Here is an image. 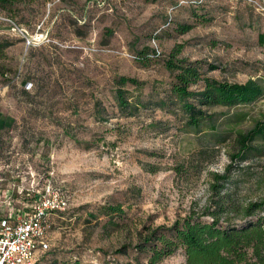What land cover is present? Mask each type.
Listing matches in <instances>:
<instances>
[{"label": "rangeland", "instance_id": "374dc122", "mask_svg": "<svg viewBox=\"0 0 264 264\" xmlns=\"http://www.w3.org/2000/svg\"><path fill=\"white\" fill-rule=\"evenodd\" d=\"M261 34L264 0H16L0 9V216L27 210L47 183L67 202L49 216L48 247L33 264H149L135 249L141 232L211 220L213 175L236 143L217 141L210 125L184 127L165 63L199 61L203 75L229 82L264 78ZM119 76L141 82L125 86L139 103L132 115L117 106ZM206 109L217 131H246L264 118V95ZM235 114L246 118L226 124ZM234 166L222 223L251 220L242 208L264 197V153ZM105 205L123 211L105 215ZM157 264H186L184 250Z\"/></svg>", "mask_w": 264, "mask_h": 264}, {"label": "trees", "instance_id": "16d2710c", "mask_svg": "<svg viewBox=\"0 0 264 264\" xmlns=\"http://www.w3.org/2000/svg\"><path fill=\"white\" fill-rule=\"evenodd\" d=\"M16 0H0V9L6 8ZM16 24V22H15ZM190 25L183 26L182 32L190 29ZM264 42V34L259 35ZM8 43H0V51ZM148 55L137 56L144 60ZM166 60V67L174 80L171 86V100L179 105L185 114V126L188 130L200 132L203 127L210 125L213 137L217 141H225L233 137L236 143L235 152L231 154V163L221 174L213 175L211 189L217 200L215 208L205 212L211 220L204 221L194 216H185L175 220L171 225H158L141 232L135 249L144 253L149 264H157L164 258L183 249L186 264H264V197L258 201H251L243 208V217L252 218L233 223L226 220L222 223L220 212L227 209L229 195L225 193L231 177V171L236 164L246 161L254 152L264 153V118L257 119L246 131L230 130L217 131L215 115L208 113L206 107L226 106L228 108L247 105L264 95V78L248 79L246 82H229L205 76L201 72L199 61L186 59ZM215 68V67H214ZM127 84L138 87L141 82L133 77L119 76L115 79L114 97L119 110L132 115L139 103L132 100ZM200 84V85H199ZM196 89L193 87L198 86ZM163 100V104H165ZM245 114H235L226 124L242 122ZM236 119V120H235ZM1 127L4 125L0 122ZM229 208V207H228ZM105 215L122 213L119 205L103 206ZM256 216V219H253ZM116 264H132L116 263Z\"/></svg>", "mask_w": 264, "mask_h": 264}, {"label": "built area", "instance_id": "2783aa9c", "mask_svg": "<svg viewBox=\"0 0 264 264\" xmlns=\"http://www.w3.org/2000/svg\"><path fill=\"white\" fill-rule=\"evenodd\" d=\"M66 207L62 193L47 183L27 210L14 218L0 217V264H33L37 253L48 247L49 216Z\"/></svg>", "mask_w": 264, "mask_h": 264}, {"label": "crops", "instance_id": "0c3cea01", "mask_svg": "<svg viewBox=\"0 0 264 264\" xmlns=\"http://www.w3.org/2000/svg\"><path fill=\"white\" fill-rule=\"evenodd\" d=\"M12 212L10 214H8V215H3V216H0V217H13L14 218L18 212H16V211L13 212V213Z\"/></svg>", "mask_w": 264, "mask_h": 264}]
</instances>
